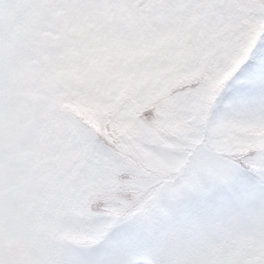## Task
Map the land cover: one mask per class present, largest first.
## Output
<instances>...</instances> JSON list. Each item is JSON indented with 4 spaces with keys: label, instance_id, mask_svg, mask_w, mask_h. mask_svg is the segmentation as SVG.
Wrapping results in <instances>:
<instances>
[{
    "label": "rangeland",
    "instance_id": "1",
    "mask_svg": "<svg viewBox=\"0 0 264 264\" xmlns=\"http://www.w3.org/2000/svg\"><path fill=\"white\" fill-rule=\"evenodd\" d=\"M0 264H264V0H0Z\"/></svg>",
    "mask_w": 264,
    "mask_h": 264
},
{
    "label": "trees",
    "instance_id": "2",
    "mask_svg": "<svg viewBox=\"0 0 264 264\" xmlns=\"http://www.w3.org/2000/svg\"><path fill=\"white\" fill-rule=\"evenodd\" d=\"M185 86V85H182ZM176 88H171V91H175ZM159 94H157L158 96ZM68 98V94L65 95L64 97H61V106L64 107L65 109L71 111L75 116L78 118L82 119L85 123L90 124L89 121H91L92 117L97 114L100 115L103 118V122L99 121L100 125L102 127L100 128H111L113 131L115 130L116 127V122L111 118L108 117V112L107 111H100V113L97 112V108L93 105H90L89 103L83 102L82 100H79L77 98ZM151 98V97H150ZM145 99V98H144ZM149 99V98H147ZM96 108V109H95ZM95 110V111H94ZM114 134L113 132L110 134V136ZM100 136V135H99ZM104 137H101L103 139ZM104 140V139H103ZM113 142V140H112ZM110 141H106L105 145L109 146L115 153L121 154L122 151L117 150V148L112 144ZM100 192H105V191H100ZM99 196H101V193H99ZM99 201H96L94 206H100ZM92 205V206H93Z\"/></svg>",
    "mask_w": 264,
    "mask_h": 264
}]
</instances>
